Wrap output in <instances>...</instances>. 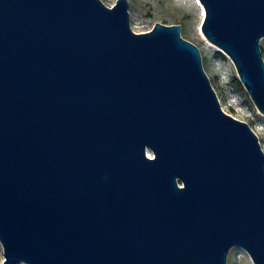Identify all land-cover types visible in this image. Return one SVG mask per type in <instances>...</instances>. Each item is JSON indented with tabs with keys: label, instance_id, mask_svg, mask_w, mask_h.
<instances>
[{
	"label": "water",
	"instance_id": "water-1",
	"mask_svg": "<svg viewBox=\"0 0 264 264\" xmlns=\"http://www.w3.org/2000/svg\"><path fill=\"white\" fill-rule=\"evenodd\" d=\"M264 114V0H198ZM127 0H0L2 264H264V150L179 24Z\"/></svg>",
	"mask_w": 264,
	"mask_h": 264
},
{
	"label": "rangeland",
	"instance_id": "rangeland-1",
	"mask_svg": "<svg viewBox=\"0 0 264 264\" xmlns=\"http://www.w3.org/2000/svg\"><path fill=\"white\" fill-rule=\"evenodd\" d=\"M101 1L111 7L116 0ZM127 3L130 26L134 32L148 31L156 22L180 25V36L199 49L203 70L217 95L221 109L246 122L257 135L261 149L264 150V114L255 107L241 83H233L237 76L231 60L218 47H211L202 39L200 25L203 16L196 0H127ZM259 47L264 58V37L260 39ZM3 259L0 245V264ZM226 264L253 263L244 249L235 246L229 250Z\"/></svg>",
	"mask_w": 264,
	"mask_h": 264
},
{
	"label": "bare ground",
	"instance_id": "bare-ground-1",
	"mask_svg": "<svg viewBox=\"0 0 264 264\" xmlns=\"http://www.w3.org/2000/svg\"><path fill=\"white\" fill-rule=\"evenodd\" d=\"M196 3L199 5V7H200V9H201V15L204 16V10H203L201 4L199 3L198 0H196ZM200 35H201L202 39H203V40H204L209 46L216 48L215 45L211 44L209 41H206V38H204V36H203L202 33H200ZM217 49H219V48H217Z\"/></svg>",
	"mask_w": 264,
	"mask_h": 264
},
{
	"label": "trees",
	"instance_id": "trees-1",
	"mask_svg": "<svg viewBox=\"0 0 264 264\" xmlns=\"http://www.w3.org/2000/svg\"><path fill=\"white\" fill-rule=\"evenodd\" d=\"M233 83L236 84V85H240V82H239V80L236 77L233 79Z\"/></svg>",
	"mask_w": 264,
	"mask_h": 264
}]
</instances>
